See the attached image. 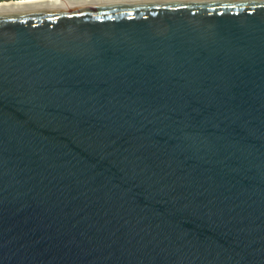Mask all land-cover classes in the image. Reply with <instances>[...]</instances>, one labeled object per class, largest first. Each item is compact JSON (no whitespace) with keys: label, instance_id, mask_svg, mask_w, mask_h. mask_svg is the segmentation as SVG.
Returning a JSON list of instances; mask_svg holds the SVG:
<instances>
[{"label":"water","instance_id":"water-1","mask_svg":"<svg viewBox=\"0 0 264 264\" xmlns=\"http://www.w3.org/2000/svg\"><path fill=\"white\" fill-rule=\"evenodd\" d=\"M0 264H264V0L0 10Z\"/></svg>","mask_w":264,"mask_h":264},{"label":"bare ground","instance_id":"bare-ground-1","mask_svg":"<svg viewBox=\"0 0 264 264\" xmlns=\"http://www.w3.org/2000/svg\"><path fill=\"white\" fill-rule=\"evenodd\" d=\"M101 2V1H114V0H19V1H0V10L12 9L17 7H35L45 4H69L78 2Z\"/></svg>","mask_w":264,"mask_h":264},{"label":"built area","instance_id":"built-area-1","mask_svg":"<svg viewBox=\"0 0 264 264\" xmlns=\"http://www.w3.org/2000/svg\"><path fill=\"white\" fill-rule=\"evenodd\" d=\"M0 1H5V0H0ZM10 1H12V0H10ZM13 1H19V0H13Z\"/></svg>","mask_w":264,"mask_h":264}]
</instances>
